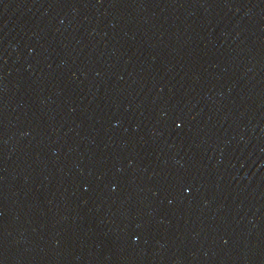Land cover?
I'll use <instances>...</instances> for the list:
<instances>
[{
	"label": "water",
	"instance_id": "obj_1",
	"mask_svg": "<svg viewBox=\"0 0 264 264\" xmlns=\"http://www.w3.org/2000/svg\"><path fill=\"white\" fill-rule=\"evenodd\" d=\"M0 264H264V0H0Z\"/></svg>",
	"mask_w": 264,
	"mask_h": 264
}]
</instances>
